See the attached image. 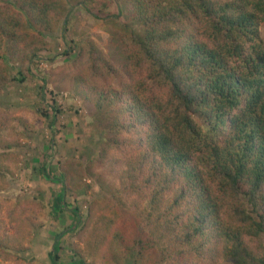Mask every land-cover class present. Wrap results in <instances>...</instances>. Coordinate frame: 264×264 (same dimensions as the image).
Here are the masks:
<instances>
[{"label": "trees", "instance_id": "1", "mask_svg": "<svg viewBox=\"0 0 264 264\" xmlns=\"http://www.w3.org/2000/svg\"><path fill=\"white\" fill-rule=\"evenodd\" d=\"M48 1L0 0L3 33L15 44L30 34L35 37L33 27L41 37L38 28L62 14L58 0L52 7ZM117 3L104 0L98 7L117 8ZM18 4L29 21L15 9ZM125 9L143 29L132 33L139 60L124 77L120 71L132 90L121 105L131 116L127 129L144 132L148 149L127 174L134 178L141 168L150 174L159 168L167 176L166 188L178 191L175 202L164 203L155 217L157 223L165 221L161 231L143 237L140 233L135 241L143 247L135 263L142 264V251L153 248L162 262L174 258L173 264H264V40L259 32L264 0H128ZM11 13L18 18L7 28L5 18ZM25 78L22 73L9 77L0 67L3 83ZM2 128L0 122V132ZM0 147H12L1 134ZM3 156L0 152V163ZM39 171L54 179L48 166ZM240 189L251 196L252 213L236 196ZM62 193L54 198V208L65 207ZM148 196L158 202L157 192ZM72 214L74 225L55 234L49 252L52 264H60L61 237L80 220L77 209ZM28 220L15 211L0 216V258H22L17 252L26 248ZM8 224L13 230L10 239L3 231ZM8 240L16 245L9 247Z\"/></svg>", "mask_w": 264, "mask_h": 264}, {"label": "rangeland", "instance_id": "2", "mask_svg": "<svg viewBox=\"0 0 264 264\" xmlns=\"http://www.w3.org/2000/svg\"><path fill=\"white\" fill-rule=\"evenodd\" d=\"M103 1L58 0L62 14L38 28L39 38L33 27L35 37L30 34L15 44L0 28L1 70L9 77L26 75L23 81H0V134L12 143L11 148L0 147V216L15 211L29 219L26 248L17 252L22 258H0V264H52L55 234L74 225L72 209L79 211L80 220L61 237L60 264H136L143 247L135 241L140 233L143 237L161 231L165 221L157 223L155 217L178 195L166 188L167 176L159 168L153 174L141 168L134 178L127 174L148 150L145 133L127 129L131 116L121 105L132 92L124 73L140 58L132 33H141L143 26L125 11L128 0L100 10ZM48 4L55 5L53 0ZM15 9L29 21L21 4ZM17 18L9 14L6 27ZM259 32L264 40V20ZM42 165L54 179L39 171ZM242 191L247 192L235 194L252 213L254 202ZM151 192H157L158 202L150 201ZM60 193L66 205L54 208ZM175 226L178 232L179 223ZM3 231L8 238L13 235L9 224ZM260 236L264 245V232ZM145 251L139 256L142 264H173L174 258L162 262L156 249Z\"/></svg>", "mask_w": 264, "mask_h": 264}]
</instances>
